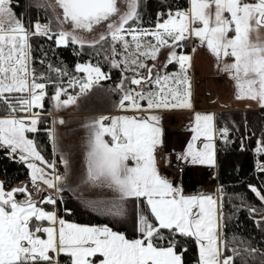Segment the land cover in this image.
I'll return each mask as SVG.
<instances>
[{
  "label": "snow or ice",
  "instance_id": "obj_1",
  "mask_svg": "<svg viewBox=\"0 0 264 264\" xmlns=\"http://www.w3.org/2000/svg\"><path fill=\"white\" fill-rule=\"evenodd\" d=\"M141 2L56 0L62 9L59 24L69 28L54 29L39 19H25L14 11V0H0V112L4 114L0 151L26 164L37 194L43 191L38 181L53 193L34 198L26 185L6 191L0 182V264H186L189 243L197 249L195 264H251L249 258L255 256L264 264L260 249L226 239L223 198L185 194L160 174L156 156L163 144L162 117L157 113L192 108L188 75L192 57L182 51L188 41H194L192 51L204 47L215 58L217 69L234 82L236 99L256 101L264 108V0H186L187 7L158 12L152 26L143 24ZM101 25L105 31L99 39L85 41L82 33H92ZM37 38L56 47L106 44L105 60L121 70L116 107L130 114L100 116L84 125L82 182L106 197L88 201V206L113 224L131 223V238L107 223L81 225L58 214L68 160L60 158L64 176L46 172L55 171L57 164L46 160L36 140L26 135L39 131L41 112L33 109H43L46 96L55 109L67 107L77 99L68 94V87H78L85 95L111 76L98 63L89 62L75 65V72L85 74L78 78L66 67L48 62L43 48L38 62L44 70L38 71L33 45ZM162 49L168 51L161 61ZM65 77H69L67 87ZM214 119L211 114L195 115L194 135L186 151L177 155L178 161L215 166L214 137L219 131L227 142L228 129L217 130ZM201 138L202 148L196 143ZM49 139L56 142L52 130ZM256 152L264 155V140L257 142ZM257 168L264 173V163L258 162ZM249 189L261 207L247 206L248 211L260 216L254 222L264 227V194L256 185Z\"/></svg>",
  "mask_w": 264,
  "mask_h": 264
},
{
  "label": "trees",
  "instance_id": "obj_2",
  "mask_svg": "<svg viewBox=\"0 0 264 264\" xmlns=\"http://www.w3.org/2000/svg\"><path fill=\"white\" fill-rule=\"evenodd\" d=\"M178 6L187 7L186 0H142L140 4L141 16L144 26H152L156 14L162 11H168L169 7L175 9ZM14 11L22 15L25 19H39L41 23H49L51 16L42 0H14ZM35 67L38 71H43L44 66L39 64L42 58L40 49L47 52L48 62L54 65L66 67L71 75L78 78L84 77L83 73L75 72V65L81 62H90L99 64L103 71L109 73L111 79L103 80L104 83L118 82L120 69L112 68L110 64L103 59L101 45L96 48H90L85 45L83 49L79 45H69L67 47H56L52 41L37 38L33 41ZM99 50V55L96 54ZM50 75H55L50 73ZM64 78L65 87L67 80ZM111 94L112 90L106 88ZM53 89L48 87V93L51 95ZM69 95L79 94V88H67ZM118 100V94H112ZM62 96L61 99H66ZM49 96L45 97L43 109H33L41 112V123L37 133H27L30 139H35L41 154L46 160L52 161L53 152L51 140L49 139V130H51V108ZM115 111V110H114ZM112 112V109H108ZM4 114L0 112V116ZM215 128L217 130L227 128V142L221 139L219 131L215 139V159H216V177L219 187V198H223V211L225 215L224 235L230 242L233 238L243 240L246 244L264 252V227L258 226L254 221H259L260 216L253 215L248 211L247 206L260 208V201L251 193L249 185H256L264 194V173L258 171L257 165L264 163V155L256 152L257 142L264 140V108H236L222 109L215 112ZM5 151H0V181L4 182L6 190L12 187H18L22 184L26 186L28 182V169L24 163H19L15 159H9ZM58 161V157H56ZM60 195L63 197V203L58 201V214L67 221L85 224L97 225L109 224L116 230L125 231L129 238L134 234L131 223L113 224L105 216L97 214L92 210L85 198L73 195L65 189ZM17 197H22L17 194ZM45 208L51 206L44 205ZM68 209L70 211H65ZM231 246L238 247V244L232 243ZM188 252L185 254L186 264H195L197 258V249L194 244L187 245ZM251 264H261L259 256L250 257Z\"/></svg>",
  "mask_w": 264,
  "mask_h": 264
},
{
  "label": "crops",
  "instance_id": "obj_3",
  "mask_svg": "<svg viewBox=\"0 0 264 264\" xmlns=\"http://www.w3.org/2000/svg\"><path fill=\"white\" fill-rule=\"evenodd\" d=\"M192 46H193V42L191 41L190 43V41H188L186 42L185 49H183L190 56L192 52ZM204 55L206 54L204 53ZM204 55L197 54L196 58L191 56L192 57L191 67L188 69V72L190 74V77H192L194 74L193 77H196V81L199 85L203 84L205 93L211 94V91L208 90V88H210L214 90L216 94H218V98H216V100H218V104H214L215 106L212 107L205 103H201V102L196 103V101L191 99L190 101L192 104L191 109H171V110H163L157 113L162 117L160 126L162 128V140H163L162 146H159L157 150L163 154V160H164L163 162L164 166H161L158 163L157 166L160 171V174L166 177L167 179H169L175 186H180L185 194L193 195V194L203 193L206 195H213L214 197H217L219 199V187L216 177V159H215V166L209 167L206 165H199V164L194 165L191 164L190 161L188 162L178 161L177 155L186 151L187 145L191 141L194 135L191 129L194 126V117L197 113L211 114L214 116L215 112L218 110L249 108V107L242 105H233L231 103L233 102L231 101V99H225L222 97V94L224 93H234L235 91L234 82L229 78V76L226 73L219 71L217 69L216 60L212 55L210 56L209 55L204 56ZM225 62L228 63L230 62V60H226ZM51 103L52 102H50L51 129L53 126L52 122L54 118L59 115H63V117L67 115L69 116L78 115L80 117L81 116L85 117L93 114L105 115V116H109V114H115V116L130 114L119 110L117 107H115L114 109L115 111L112 112H108V110L96 111V112H73V113L56 112L54 111V108L51 105ZM256 107H260V106H256ZM250 108H255V107H250ZM111 109L113 110V108ZM2 117L3 116H0V118ZM28 138L30 137L28 136ZM106 139L109 138L106 137ZM215 139H216V135L214 137V145H215ZM196 143H197V147L202 148L204 143L203 138H201V140H198ZM51 145L53 152L52 160L56 161V157H58V161H56L57 167L55 171H53L52 169H46V172L50 176H54L57 174L62 176L65 174V166L60 159L62 156H60L59 153H57L55 149V143L51 141ZM82 157H85V154L82 155ZM173 161L179 163L184 167L183 173L181 175H176L172 171L170 164ZM29 173L30 170L28 169L29 184L27 186L29 187V191L32 192L34 198H42L43 196L49 193L53 194L52 190L47 189L46 185H44L42 181L37 182V187L42 189L43 191L37 194L36 190L31 187V179ZM69 191L73 194L71 190ZM73 195L77 197L85 198L90 201L102 197L98 194H93L91 196L89 195L81 196L76 194Z\"/></svg>",
  "mask_w": 264,
  "mask_h": 264
},
{
  "label": "rangeland",
  "instance_id": "obj_4",
  "mask_svg": "<svg viewBox=\"0 0 264 264\" xmlns=\"http://www.w3.org/2000/svg\"><path fill=\"white\" fill-rule=\"evenodd\" d=\"M44 6L47 8V10L50 13L51 19L50 24L54 29H59L60 27H63L64 29H68L69 25L64 24L60 25L58 21V17L62 14L61 9L55 2V0H42ZM49 23H42V24H49ZM104 26L101 25L98 28H96L92 33L84 32L82 33L85 41L92 42L99 39V36L102 32H104ZM194 43V41H192ZM191 43V41H190ZM102 48V47H101ZM105 48H107V45L105 44L102 48L103 51V59L105 60V55L107 54L105 52ZM185 49V48H184ZM180 49H178L179 51ZM168 49H162L159 59L162 61L166 58ZM181 51V50H180ZM185 54H188L184 50H182ZM204 53L206 55H204ZM197 54L207 56L209 52L204 47L197 46L196 51L191 52V56L194 58L197 57ZM189 55V54H188ZM231 62V61H230ZM81 63H89V62H81ZM151 63V61H149ZM119 69V68H118ZM170 70H176L175 68L170 66ZM200 73V72H199ZM201 74V73H200ZM83 75H85L83 73ZM130 75V74H128ZM188 75L190 77V74L188 72ZM194 76V74H193ZM190 77L191 81V99L196 101V103L201 102L205 103L209 106H215L214 104H218V94L210 88L208 90L211 91V94L205 93L203 84H198L196 81V77ZM121 70H120V77L118 82L111 85L110 83H104L101 81L99 85L93 86V88L87 92L85 95H76L77 99L74 104H71L67 107H61L60 109H55L56 112H66V113H73V112H96V111H104L113 108L112 111H114L116 104L119 100V93L115 91L117 84L121 80ZM202 79V77H201ZM210 79V78H209ZM214 79V78H212ZM135 88L136 86H132ZM106 88L112 90L111 94L107 92ZM235 92L234 93H224L222 94V97L225 99H231V102L233 105H242L247 107H256L260 106L256 101L248 100V99H236L235 98ZM113 93H117L118 100L114 98L112 95ZM194 95V97H193ZM51 101V100H50ZM52 102V101H51ZM53 106V102L51 103ZM100 116L105 115H88L85 117H80L78 115H59L54 118L53 121H59L63 120V124L59 123H53L52 131H54L56 142H55V149L57 153H59L60 156L66 157L68 160V173L67 177L64 180L65 189H69L73 192V194L76 195H93L98 194L101 192L100 189H93L89 185H86L82 182V176L85 171V157H82V155L85 154V140L87 137V130L84 127V125L91 120L98 118ZM109 116H115V114H109ZM257 148V146H256ZM64 176V175H62ZM51 192V191H49ZM51 193L47 194L50 195ZM19 198V197H17ZM22 198V197H20ZM105 198V197H99V199ZM70 222V221H69ZM74 223V222H73ZM78 224V223H77ZM85 225V224H81ZM93 226V225H89ZM97 226V225H95ZM61 257L60 259H62Z\"/></svg>",
  "mask_w": 264,
  "mask_h": 264
},
{
  "label": "built area",
  "instance_id": "obj_5",
  "mask_svg": "<svg viewBox=\"0 0 264 264\" xmlns=\"http://www.w3.org/2000/svg\"><path fill=\"white\" fill-rule=\"evenodd\" d=\"M156 156H157V163L159 165H161V166H164V164H163V162H164V160H163V154L157 150ZM170 167H171L172 171L176 175H181L183 173L184 167L182 165H180L179 163H177V162H174L173 161L170 164ZM63 260H64V257L61 259V261L63 262Z\"/></svg>",
  "mask_w": 264,
  "mask_h": 264
},
{
  "label": "water",
  "instance_id": "obj_6",
  "mask_svg": "<svg viewBox=\"0 0 264 264\" xmlns=\"http://www.w3.org/2000/svg\"><path fill=\"white\" fill-rule=\"evenodd\" d=\"M0 182H1V181H0ZM22 185H25V184H22ZM22 185H21V186H22ZM18 187H19V186H18ZM12 188H13V187H12ZM5 190H6V189H5ZM9 190H10V189H9ZM6 191H7V190H6Z\"/></svg>",
  "mask_w": 264,
  "mask_h": 264
},
{
  "label": "flooded vegetation",
  "instance_id": "obj_7",
  "mask_svg": "<svg viewBox=\"0 0 264 264\" xmlns=\"http://www.w3.org/2000/svg\"><path fill=\"white\" fill-rule=\"evenodd\" d=\"M55 2H56V0H55ZM61 11H62V9H61Z\"/></svg>",
  "mask_w": 264,
  "mask_h": 264
}]
</instances>
